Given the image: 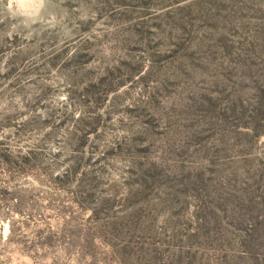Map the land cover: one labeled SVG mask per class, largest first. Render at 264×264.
<instances>
[{
	"label": "rangeland",
	"instance_id": "374dc122",
	"mask_svg": "<svg viewBox=\"0 0 264 264\" xmlns=\"http://www.w3.org/2000/svg\"><path fill=\"white\" fill-rule=\"evenodd\" d=\"M0 264H264V0H0Z\"/></svg>",
	"mask_w": 264,
	"mask_h": 264
}]
</instances>
